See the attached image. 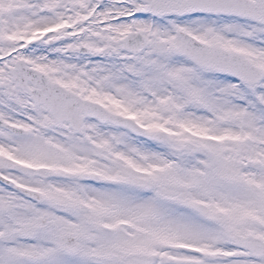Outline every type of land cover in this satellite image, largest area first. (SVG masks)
<instances>
[{
    "label": "snow or ice",
    "instance_id": "obj_1",
    "mask_svg": "<svg viewBox=\"0 0 264 264\" xmlns=\"http://www.w3.org/2000/svg\"><path fill=\"white\" fill-rule=\"evenodd\" d=\"M0 264H264V0H0Z\"/></svg>",
    "mask_w": 264,
    "mask_h": 264
}]
</instances>
